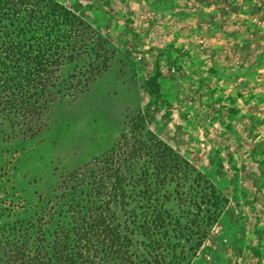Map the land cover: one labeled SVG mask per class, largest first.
I'll use <instances>...</instances> for the list:
<instances>
[{
    "label": "rangeland",
    "instance_id": "rangeland-1",
    "mask_svg": "<svg viewBox=\"0 0 264 264\" xmlns=\"http://www.w3.org/2000/svg\"><path fill=\"white\" fill-rule=\"evenodd\" d=\"M54 1L103 39L107 68L25 151L0 154V232L55 211L65 176L140 139L143 154L161 142L180 160L161 191L181 223L170 232L176 256L264 264V0ZM147 156L131 170L153 172ZM12 176L18 195L5 200Z\"/></svg>",
    "mask_w": 264,
    "mask_h": 264
},
{
    "label": "trees",
    "instance_id": "trees-1",
    "mask_svg": "<svg viewBox=\"0 0 264 264\" xmlns=\"http://www.w3.org/2000/svg\"><path fill=\"white\" fill-rule=\"evenodd\" d=\"M95 34L82 16L54 0H0V154L25 151L54 109L76 101L106 70L103 39ZM136 143L121 158L112 152L97 159V169L65 176L66 202L55 211L41 209L18 232H0V264H189L190 254L178 258L172 246L170 232L181 223L161 202L180 160L161 142L149 154L140 139ZM144 155L154 171L131 170ZM1 189L5 200L18 195L13 176Z\"/></svg>",
    "mask_w": 264,
    "mask_h": 264
}]
</instances>
